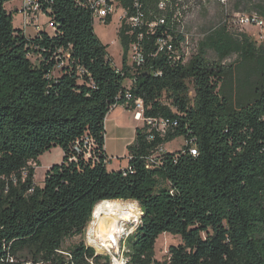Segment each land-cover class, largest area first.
<instances>
[{"label": "trees", "instance_id": "obj_1", "mask_svg": "<svg viewBox=\"0 0 264 264\" xmlns=\"http://www.w3.org/2000/svg\"><path fill=\"white\" fill-rule=\"evenodd\" d=\"M13 1L0 0V264H110L84 240L63 247L84 238L98 204L115 200L141 210L127 264H264V38L258 44L224 23L184 63L176 54L179 0H137L138 9L122 0L147 24L133 34L120 27L118 68L95 32L91 0H35L53 28L35 36L15 27ZM254 10L264 19V0ZM169 37L173 50L159 51L157 41ZM136 43L142 66L128 64ZM235 54V64L223 65ZM138 100L146 120L168 126L138 127L128 167L111 171L107 117L118 107L135 111ZM178 138L181 150L158 153ZM54 148L62 162L39 186L36 168ZM164 234L182 244L158 261Z\"/></svg>", "mask_w": 264, "mask_h": 264}, {"label": "rangeland", "instance_id": "obj_2", "mask_svg": "<svg viewBox=\"0 0 264 264\" xmlns=\"http://www.w3.org/2000/svg\"><path fill=\"white\" fill-rule=\"evenodd\" d=\"M24 0H15L12 4H8V9L14 13V25L15 27H21L27 35L35 36L33 26H28L24 29V20L22 11H16V8L20 9ZM180 6L183 8V24L181 30L187 34L190 40L189 55L186 62H188L193 55L197 54L199 50V44L204 38L210 34L214 29L220 27L225 23V20L232 19L236 16H252L257 14L254 8L262 2V0H179ZM121 14L120 8L112 17V22L109 25H104L95 22V32L103 44L108 45V52L110 53L114 64L118 68H122L124 60V50L119 38V29L121 24L119 22V16ZM41 20V21H40ZM39 24L50 34L53 33L52 25H49V19L46 16L39 17ZM228 28L231 33L237 35L245 33L251 37V39L258 44L263 40L262 35L264 29L257 27L256 25H248L241 27L231 21L228 24ZM34 32V33H33ZM131 51L130 48L127 53L128 64L130 60ZM207 59L211 62L218 61L217 55L214 51L207 52ZM238 59V55H232L230 58L223 62V65L235 64ZM35 60V58H33ZM127 86H130V81H127ZM194 92L191 91V97ZM112 113V116L108 122H106V152L109 155L110 162L108 168L111 171L125 170L129 165L127 148L135 142L136 127H143L145 125L144 120L141 122L135 121L134 111H128L124 107H119ZM185 145L183 138H178L172 143L165 146L166 151L175 152L181 150ZM63 159V151L60 148H54L47 152L40 159L41 166L36 168L35 181L37 185L42 186L44 183L45 175L47 173V167H51L54 164H59ZM127 209V207H125ZM137 208V209H136ZM128 210V209H127ZM141 212L139 205L132 211L133 214L139 215ZM113 218H102V220L92 222L88 227L95 228L100 226L102 233H105L112 226ZM103 221V222H102ZM94 222V223H93ZM103 227V228H102ZM109 232V231H108ZM107 232V233H108ZM83 237L69 239L64 244L63 250L69 251L76 244L83 241ZM182 244L180 237L164 234L161 236L155 246V256L158 261L169 260V249L171 246H179Z\"/></svg>", "mask_w": 264, "mask_h": 264}, {"label": "built area", "instance_id": "obj_3", "mask_svg": "<svg viewBox=\"0 0 264 264\" xmlns=\"http://www.w3.org/2000/svg\"><path fill=\"white\" fill-rule=\"evenodd\" d=\"M135 7L138 9V1H134ZM91 7L94 11V18L95 22L98 21L101 24H105L107 18L111 16V18L114 16V14L117 12L118 8L121 10V14L119 16V22L122 25L125 23L126 26H128L131 31L130 34H133L136 29L141 28L145 24H147L145 20V15L140 12L139 10L135 15L129 16L128 11L122 6V0H91ZM160 8L162 10L165 9V3H161ZM23 20H24V29H26L28 26H33L35 31H39V29L43 28L39 24V17L45 16L39 8V4L35 0H24L23 2ZM175 18L177 19L180 27L179 32L180 35H182V40L178 46V56L177 60H184V63L187 60V57L189 55V45L190 40L187 34H185L181 28L183 24V15L180 10H178L177 14L175 15ZM228 20H225L226 24H230L231 21L235 24H238L241 27H246L248 25H256L257 27L264 29V19L260 18L257 14L252 16H236L232 19L227 18ZM160 24L165 23V19H161ZM50 25V23H49ZM158 24L152 23L149 26V31L151 33H154V29L156 28ZM264 31V30H263ZM262 38H264V34L262 35ZM140 40H143V36H140ZM172 44V38L169 37L168 39L160 38L157 41V46L159 47V51L164 50L167 47L168 51L173 50ZM130 60L132 63L130 66L136 64L137 66H142L145 63V53L143 49V45L141 43H136L130 46ZM130 98V97H129ZM136 108L134 111L135 115V121H138V119L141 117L142 121L144 120L145 123H147L149 126H152L153 128H156L157 130L164 132L167 128L168 124L164 122L163 120H153V119H145L144 118V104L141 100H138L136 103ZM165 147H161L158 150V153H165ZM141 212H139V215L133 214L131 212L130 217H128L126 220H122L116 230H112L110 232L102 233L100 230V226L97 225L95 228L88 227L86 229V233L84 236V242L86 246L89 248L94 249L96 256H104L105 258H108L110 261V264H127L128 258H127V252L128 248L126 245V242L128 238L135 232L138 225L141 224ZM94 219V217H93ZM95 220V219H94ZM94 223V222H93ZM59 253L64 254L68 257H70V254L67 252L59 251ZM104 260V262H106ZM91 264H94L92 260L89 261Z\"/></svg>", "mask_w": 264, "mask_h": 264}, {"label": "bare ground", "instance_id": "obj_4", "mask_svg": "<svg viewBox=\"0 0 264 264\" xmlns=\"http://www.w3.org/2000/svg\"><path fill=\"white\" fill-rule=\"evenodd\" d=\"M135 115L136 114H134V117ZM141 121L142 118L140 117L138 122ZM48 168L49 167H47V169ZM137 205V202L130 201H105L96 206L94 211V219L95 221H99L102 220V218H113L114 220L112 226L109 228L110 232L111 229L116 230L122 220H126L128 217H130L131 212L135 210ZM125 207H127L128 210Z\"/></svg>", "mask_w": 264, "mask_h": 264}, {"label": "crops", "instance_id": "obj_5", "mask_svg": "<svg viewBox=\"0 0 264 264\" xmlns=\"http://www.w3.org/2000/svg\"><path fill=\"white\" fill-rule=\"evenodd\" d=\"M13 2H14V1H13ZM13 2H11V3H9V4H12ZM22 9H23V5L21 6L20 9L16 8V11H20V10L22 11ZM7 10H8V11H11V10L8 9V5H7ZM11 12H13V11H11ZM42 17H43V16L41 15V18H42ZM40 21H41V20H40ZM16 28L19 29V28H21V27H16ZM47 31H48V30H47ZM33 33H34V32H33ZM118 108H119V107H118ZM118 108H116V109H118ZM116 109H115V110H116ZM115 110L112 111V112L109 114V116L107 117L106 122H108V120H110V118L113 117V116H112V113H115V112H116ZM134 119H135V118H134ZM137 128H138V127H136V129H137ZM49 168H50V166H49ZM122 202H124V201H122ZM130 202H132V201H130Z\"/></svg>", "mask_w": 264, "mask_h": 264}, {"label": "water", "instance_id": "obj_6", "mask_svg": "<svg viewBox=\"0 0 264 264\" xmlns=\"http://www.w3.org/2000/svg\"><path fill=\"white\" fill-rule=\"evenodd\" d=\"M20 29V28H19ZM93 217H94V214H93Z\"/></svg>", "mask_w": 264, "mask_h": 264}]
</instances>
